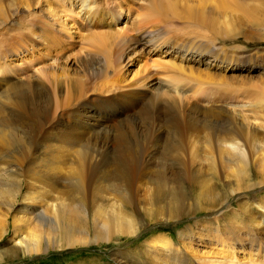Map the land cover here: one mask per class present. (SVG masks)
Instances as JSON below:
<instances>
[{"label":"bare ground","instance_id":"1","mask_svg":"<svg viewBox=\"0 0 264 264\" xmlns=\"http://www.w3.org/2000/svg\"><path fill=\"white\" fill-rule=\"evenodd\" d=\"M257 1L0 0L1 30L8 20L11 24L15 16H21L23 11L27 13L26 27L23 25L26 30H22L15 42H6L3 37L0 39V45L6 51L0 54V180L7 172L5 169L11 167L16 168L12 174L22 176L15 184V192L11 191L7 197V193H4L8 208H14V202L8 201V197L16 198L23 184L29 187L36 184L45 194H51L59 190L57 184L61 179L70 183L68 193L78 194L80 205L87 207L89 203H94L92 200L104 199L103 194L109 191L108 195H117L119 203L127 207L123 213L121 208L112 212L101 229L94 231L96 237L91 240L85 238L89 232L87 230L79 231L83 232L84 237L69 233L62 235L64 226H67L63 220L69 217L70 209L62 197H57L55 203L49 206V218L58 228V237L48 232L47 222L40 218L39 224L35 225L38 231L30 229V240L22 239L20 242L30 256L51 252L52 247L59 251L64 250V245L65 248L90 246L96 245L98 241L108 242L119 236L126 238L142 232L149 224L147 220H139L134 215L137 210L135 203L140 199H146L148 204L145 206L147 218L175 226L192 219L199 211H211L209 217L213 221L225 217L223 206L232 195L240 197L249 194L251 189L264 184V154L259 164L261 181L253 183L249 175L248 158L252 156L249 132L252 124L248 125L243 115L237 114L232 105L217 107L213 101H210V105L201 106L203 109L200 110L203 111H200V115L203 119H199L196 114L188 115L192 111L186 110L189 99L186 93L198 89L189 79L200 75L214 79L208 74L196 75L192 69L187 71L182 65L196 58L186 55L195 50L197 53H215L216 41L212 36L213 39L207 38V35L202 40L206 46L204 49L187 48L184 41L175 37L176 33L172 36L165 30L168 27L160 26L162 21L155 20L161 10L167 15L183 14L193 19L200 15L204 18L208 5L213 3L216 11L237 6L253 18L256 17ZM199 5H202L200 9H193ZM181 6L183 10H180ZM134 9L137 14L132 13ZM123 15L127 17L125 21L121 19ZM104 17L109 18V21L106 22ZM82 24L90 28L101 27L103 31L84 30L80 28ZM106 27L112 31L108 32ZM85 31L89 32L86 34ZM109 39L117 40L120 48H115L112 41L109 44ZM75 42L80 52L78 55L83 56L85 64L80 63L79 56L75 61H70L72 57L67 56L62 65L59 62L62 55L75 47ZM142 42L156 47L170 45L172 50L178 47L181 50L173 55L175 62L171 66L154 67L156 71H162L161 68L166 71H162L163 74L151 82H140L137 78L142 73L132 79L123 75L127 70L126 53L137 50ZM14 56L23 64L10 65L9 60ZM92 58L102 61L100 64L104 66L93 67ZM22 65L25 67L20 70L18 67ZM73 66L78 67L76 75L71 74ZM106 72L112 74L105 75ZM25 73L28 74L25 76ZM207 78L203 77V80ZM155 84L162 89L152 93L151 88ZM155 88L159 89L158 86ZM145 100L148 102L138 111L139 105ZM196 106L194 111H199L200 106ZM212 109L218 110L209 111ZM131 112L137 115L131 116ZM163 120L165 124L159 123ZM204 130H208L204 135L207 144L203 147L208 149L203 153L208 160L209 171L214 164L216 166L218 158L220 160L223 157L233 167L234 181L229 183L224 195L218 192L216 183L210 180L195 182L202 163L196 160L197 143L190 142L189 138ZM158 149H161L162 156L157 155L155 158ZM185 183L195 193L197 203H188ZM139 191L143 193L142 198ZM251 202L254 207L264 209V196H253ZM226 209L230 210L228 205ZM5 219H0V234L5 230ZM214 225L210 228L211 236L203 233L199 235L191 228L182 229L188 232L175 243L162 234L164 230H155L146 237L148 240L143 244L144 249L139 251L137 258L138 253L135 254L136 260L133 259V262L248 264L257 261L258 264H264V242L258 231H252V242L246 246L241 243L243 231L240 229L229 231L218 221ZM186 235L189 236L188 240ZM204 239L211 241L204 243ZM151 258L152 261L147 262Z\"/></svg>","mask_w":264,"mask_h":264},{"label":"rangeland","instance_id":"2","mask_svg":"<svg viewBox=\"0 0 264 264\" xmlns=\"http://www.w3.org/2000/svg\"><path fill=\"white\" fill-rule=\"evenodd\" d=\"M250 1L251 0H249V2ZM258 1L256 2L257 3L256 17L253 18H250L249 15H247L243 11H240V9L237 6L234 9L226 7L224 10L221 9L222 11H216L214 9L215 3L208 5L207 10L208 9L209 10L205 11L204 18H201L200 15H197V18H194L195 19L194 20L191 17L190 18L184 17L183 14L167 15L162 10L158 12L159 17L155 18V20L162 21L160 26L164 25L168 27L165 28V30H168L166 32H169L172 36H175L176 33L177 35L175 37H177L181 41H184L186 45L185 47L187 48L200 47L201 49L202 48L204 49L205 45L202 43V40L205 39L207 35H208L207 38L210 39L214 38L213 40L216 41L215 47H217L218 51L214 49L215 53L213 52L197 53L198 51L195 50L194 53L189 52L188 55H186V57L188 58H190L191 56H194L196 58L195 60L191 61L189 64L185 63L184 65H182L187 69V71L189 69H192L196 75L198 73H203V74L211 75L214 78L213 80L212 79L210 80V78H207L206 76L202 75L203 77L207 78V80L206 79L203 80V77L201 75H200L201 78L193 75L194 77L192 79H189L191 83L194 84L195 87L198 89H195L194 91L189 90V92L186 93L187 98H189L187 99L188 107L186 108V110L192 111L188 113V115L193 114L192 116H195L196 114V116H199V119H203V117H201L200 115V111H203L200 110L203 109V107L201 108V106L210 105L209 103L213 101V103L217 107H220L222 105H223L222 107L233 106V109L237 110L236 112L237 114L240 113L248 120L247 121L248 125L250 123L252 124L251 126L252 128L249 132V135L251 136L250 139L251 143L249 142V147L251 148L250 153L252 156H250L251 158L250 157L248 158V163H249L248 165H249V175L253 183L261 181L260 179L261 171L259 169L261 168V165L259 164L264 154L263 152L264 150L263 149L264 148V1L262 2H258ZM193 5H197V4L193 3ZM201 6L202 5H199L198 7H193V9H200ZM180 10H183V6L180 7ZM132 13L137 14L136 9H134ZM26 14L27 13L23 11L21 15L22 17L20 15H17L18 17L15 16L11 24L9 23L10 20H8L4 24L5 28L3 27L2 29L3 31L0 29L1 30L0 34L2 35V36L0 35L1 36L0 39L2 40L3 37L4 40L6 39L5 40L6 42H15L18 36L22 34L23 32L22 30H26L25 29L26 27L25 23L27 22V20L25 19ZM245 14L247 17L245 16ZM123 16L121 19L122 21H125L127 17L126 15ZM104 20L107 22L109 21V18L104 17ZM0 22H1V16H0ZM82 25L80 26V28L81 29L83 28L84 30L97 31V32L103 31L101 30V27L90 28L87 27L85 24ZM227 25H229L230 29L228 28ZM23 27L24 29H22ZM73 29H75V27L72 28V30ZM107 29L108 28L106 27V30ZM109 31L112 30L109 29ZM88 32L89 31H85L86 34ZM220 32H222L223 34H219ZM103 33H105V31ZM211 36L213 38H211ZM109 40H110L109 44L114 43L115 48L116 47L120 48L119 42L117 40L116 41L115 40L112 41L111 39ZM192 40L195 41L193 42ZM171 41L175 42L173 40ZM155 47L156 46H154L153 44H147L145 42H142V44L138 45L137 50L134 51L136 55L134 54V52L131 53L127 52L126 53L127 55L125 54L126 55L125 57L128 58L127 60H129L130 62L126 60L127 70L123 74L124 77L128 79H132V77L136 76L138 73H142V74H138L139 77L137 78L140 82L146 80H148L146 82L157 80L159 78V75L163 74V72L166 70H164V68H161L163 72L159 71V69L158 71H156L154 67L171 66L172 63L175 62L173 55H177V52L181 51L178 49L179 47L174 48L172 50L171 49L172 46L170 45H162L161 47H156V48ZM78 50H79L78 45L75 42V47H73L72 49H68L65 52L66 56L65 54H63L62 55L63 58H61L59 62H61V64L64 65L67 56H69V58L72 57L70 58V61H75L76 57L79 56L78 54H80ZM5 52L6 51L3 45H0V54H4ZM93 58H92L93 67L102 68L104 66V64L103 65L100 64L103 63L102 61H98L96 58L95 59L97 61H95ZM112 59L113 61L115 60L114 50L112 53ZM79 60L80 63L85 64L83 56H79ZM14 63H17V66L19 64H23L19 60V58H17V56H14L9 60L10 65H15ZM50 63L51 61L46 62V65ZM24 67L25 66L22 65L21 67L18 68L21 70ZM145 67L146 68L149 67V69L147 68V70H145L146 69ZM72 68H71V74L76 75V73H78V71H76L78 70V67L73 66ZM145 72H146V76H144ZM27 74L28 73H25V76ZM106 74L107 75L109 74L110 76L112 72L110 73L106 72L105 75ZM148 74L149 76H151V78H149ZM201 80L202 82H200ZM153 86L154 87L151 88L152 93L155 90L157 91L162 89L161 86L157 84ZM157 86L159 87V89L155 88ZM159 100L161 101L164 99H158V101ZM147 102L148 100L143 101L139 105V108L137 110L139 111V109H142ZM197 104L200 106V108L198 109L199 111L196 110L195 111L199 112V114L194 111V109H197V106L194 107ZM217 110L212 109L209 111L215 112ZM130 115L136 116L137 114L131 112ZM240 120L242 121V119ZM159 123L165 124V121L163 120ZM206 132H208V130L194 133L196 134V136L191 135V137L189 138L190 142H195V144L197 143L196 147L198 148L197 150L198 156H196L197 157L196 160L197 161L199 160L198 162L202 163L201 164L202 169L201 171L197 172L198 179L195 182L196 183L201 181L205 182L210 180L211 182L216 183L218 192L221 193V195H224V193L226 194L227 190L229 189L230 184L234 181V177L232 176L233 167L229 166L227 161H225L226 158L223 157V159L222 158L220 159L222 161H220L218 158L217 161L218 163L215 162L217 163L216 166L214 164L216 170L213 166L212 167L213 171L212 170L209 171L208 160L207 158H205L203 153L205 152L206 149H208V148H203L207 144L206 141L207 138L205 137ZM202 133L204 134L202 135ZM195 138L197 139L199 138V139L197 140ZM160 150L161 149H158L157 152L155 153L154 155L155 158L157 155L158 157L162 156L160 153L162 151ZM199 155L201 156V158ZM197 161L195 163L196 165L198 163ZM15 169H16L15 167L5 169L7 170V172L3 174V177L0 180V219L3 220L6 218L5 219L6 227H4L5 230L3 233L0 234L2 237V238L0 237V264H136L133 262V259L136 260V258L139 256V251L141 249H144L143 244L145 243V241L148 240L146 237L153 234L155 230L156 231L164 230L162 234H164L173 243H175L177 242V240L180 238L181 235L187 234L188 231L182 230L186 228H191V230H195L199 235L203 233L208 236H211L212 233L210 228H213L215 226L214 223L217 221L218 223H221L223 225V228L225 227L228 228L227 230L229 231H234V230L238 231L239 229L243 231V234L241 236V243L246 246L251 244L252 242L251 234H253L252 231L254 230L258 231L261 234L264 242V209L254 207V205L251 202L253 196H260V197L264 196V184H263L260 187L251 189L249 191L251 193L249 194H245L240 197L237 195H232L233 197L231 196L226 202V205H228L230 210L226 209V205L223 206L224 210L222 211H224L223 215L225 217H220V219L213 221V218L209 217L212 214L211 211L208 210L199 211L196 212V215H194L192 219L182 224L177 223L176 224L177 226L176 225L172 226L165 222H160L161 220H156L157 221L156 222L150 218H147L145 213L146 212L145 206L148 204L147 202H145L146 199L145 200L140 199L139 201H137L138 203H135L137 210L135 211L134 215L137 216L139 220L142 221L147 220L149 224L146 227H144L142 232H139L134 236L126 237V238H124L123 236H119L120 238L119 237L113 238V240L108 242L98 241L95 242L96 245L80 246L74 248L72 247L65 248L64 245L62 247L64 250H59V251H55V248L52 247L51 252L41 253L37 255L34 254L30 256L27 249H24L25 246L22 245L20 242L22 241V239L27 241L30 240L31 238L30 236L32 235V232L30 233L31 231L30 229L34 231H38V229L35 228V225L39 224L38 222L40 218H44L43 221L47 222L48 227H46V229L53 236L56 237L59 233L57 232L58 228L55 225V222L52 220V222L54 223V225H52L53 223L51 222V218H49L51 217V210L49 209V206H52V204L55 203L57 197L58 198L62 197L66 201V204L70 209L69 217L66 220H63V223L65 224L67 223L66 224L67 226H64L65 231L64 234H62L63 236L69 233L84 237L83 232L82 233L80 232L83 230L84 231L87 230L89 232H87L88 235H85V238L88 237L89 239L93 240L96 237L94 231L95 230L99 231V229H101V226H103V224L106 222V219H108L112 215V212L114 211L117 212L121 208L123 213L127 207L121 202L119 203L117 195H110V194L108 195L109 191L103 194L104 199L92 200L94 203L93 204L89 203V206L87 207L80 205L78 194L74 193L70 195L68 193V191L71 189L70 183L65 179H61L57 184L59 185L58 186L59 190L51 194H48V192L47 194H45L44 191L40 189V187H38V185L36 184L35 185L33 184V186L31 185L30 187L23 184L16 198L13 199V197H11L12 199L11 200L8 197V201L14 202L13 205L14 208L9 209L6 203L7 199H5L4 193H7L6 194L7 197L8 193L15 192V184L19 182L20 180L19 178L22 177L16 173L12 174L13 173L12 170L15 171ZM23 182H25V180H23ZM184 186H185V192L188 195V201H190L188 203L191 204L197 203L198 200L196 198L195 193L193 191H190L191 189L187 187L186 183ZM32 187L36 189H33ZM25 189L27 190L25 191ZM4 190H6V192H4ZM138 194H140L141 196L143 193L142 191L141 192L139 191ZM142 210L144 211L142 212ZM43 215H46L47 217H44ZM48 222L51 224H49ZM185 237L188 240L189 236L186 235ZM144 238H146V240H144ZM210 241L211 239L203 240L204 243H210ZM136 253L138 254L135 258L134 256ZM129 254L132 255L129 256ZM151 261L152 258L147 262H151ZM139 264H146V262L139 261ZM248 264H258V262L253 261Z\"/></svg>","mask_w":264,"mask_h":264}]
</instances>
